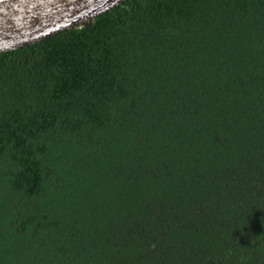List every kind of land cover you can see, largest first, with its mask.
Listing matches in <instances>:
<instances>
[{"label":"trees","instance_id":"obj_1","mask_svg":"<svg viewBox=\"0 0 264 264\" xmlns=\"http://www.w3.org/2000/svg\"><path fill=\"white\" fill-rule=\"evenodd\" d=\"M0 264H264V0L0 52Z\"/></svg>","mask_w":264,"mask_h":264},{"label":"water","instance_id":"obj_2","mask_svg":"<svg viewBox=\"0 0 264 264\" xmlns=\"http://www.w3.org/2000/svg\"><path fill=\"white\" fill-rule=\"evenodd\" d=\"M123 0H0V52L92 21Z\"/></svg>","mask_w":264,"mask_h":264}]
</instances>
